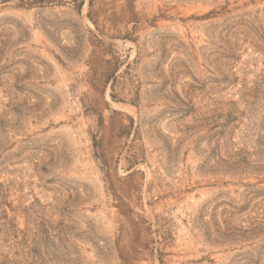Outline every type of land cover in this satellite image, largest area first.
Listing matches in <instances>:
<instances>
[{
    "label": "rangeland",
    "instance_id": "obj_1",
    "mask_svg": "<svg viewBox=\"0 0 264 264\" xmlns=\"http://www.w3.org/2000/svg\"><path fill=\"white\" fill-rule=\"evenodd\" d=\"M0 264H264V0H0Z\"/></svg>",
    "mask_w": 264,
    "mask_h": 264
}]
</instances>
